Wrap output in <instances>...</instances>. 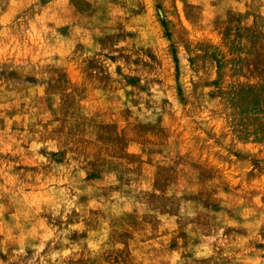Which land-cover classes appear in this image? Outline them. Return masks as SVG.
<instances>
[{
  "label": "rangeland",
  "instance_id": "374dc122",
  "mask_svg": "<svg viewBox=\"0 0 264 264\" xmlns=\"http://www.w3.org/2000/svg\"><path fill=\"white\" fill-rule=\"evenodd\" d=\"M0 264H264V0H0Z\"/></svg>",
  "mask_w": 264,
  "mask_h": 264
}]
</instances>
